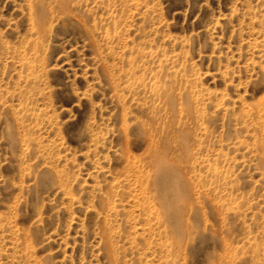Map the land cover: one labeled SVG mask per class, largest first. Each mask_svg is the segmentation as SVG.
<instances>
[{
  "label": "rangeland",
  "instance_id": "rangeland-1",
  "mask_svg": "<svg viewBox=\"0 0 264 264\" xmlns=\"http://www.w3.org/2000/svg\"><path fill=\"white\" fill-rule=\"evenodd\" d=\"M0 264H264V0H0Z\"/></svg>",
  "mask_w": 264,
  "mask_h": 264
},
{
  "label": "bare ground",
  "instance_id": "bare-ground-1",
  "mask_svg": "<svg viewBox=\"0 0 264 264\" xmlns=\"http://www.w3.org/2000/svg\"><path fill=\"white\" fill-rule=\"evenodd\" d=\"M151 135H153V132H152ZM158 164H159V163H158ZM156 165H157V163H156ZM201 182H202V181H201ZM189 185H190V184H189ZM208 185H209V184H208ZM184 186H185V185H184ZM186 186H187V185H186ZM187 188L190 190L191 185L188 186ZM188 189H186V190L188 191ZM217 189H218V187H217ZM211 190H212V189H211ZM200 191H202V190H200ZM200 191H199V192H200ZM216 191H217V190H216ZM187 193H188V192H187ZM201 193L203 194V192H201ZM163 194H164V193H163ZM185 194H186V192H185ZM188 194H189V193H188ZM202 194L200 195V193H199L198 196H203ZM183 196H184V195H182V198H181V197H180V198L186 202V200H185L186 198H185V197L183 198ZM160 197H161V196H160ZM194 198H195V197H194ZM202 198H203V197H202ZM204 198H205V195H204ZM181 199H179V202H180ZM200 199H201V198H200ZM205 199H209V198L206 197ZM187 201H188V200H187ZM194 201H195V200H194ZM209 201H210V200H209ZM159 202H160V204L162 203L164 206L167 205L166 198L163 197V196L160 198ZM179 202H178V203H179ZM178 203H177V204H178ZM181 203H182L183 205L181 204V206H179V207L177 206V207L180 208V209H183V210L185 209V210H186V209L188 208V204L191 203V202H186V203L181 202ZM162 204H161V205H162ZM172 204H173V203H172ZM212 204H213V203H212ZM169 205H170V204H169ZM194 205H195V204H194ZM192 206H193V204H192ZM177 207H176V208H177ZM194 207H195V206H194ZM197 207H198V205H197ZM168 208H169V207H168ZM180 209H179V210H180ZM168 210H170V208H169ZM185 210H184V211H185ZM187 210H188V209H187ZM192 210H193V209L191 208V211H192ZM194 210H195V208H194ZM196 211H198V210H196ZM216 211H217V210H216ZM192 212H193V211H192ZM181 213H182V211H181ZM197 216H198V215H197Z\"/></svg>",
  "mask_w": 264,
  "mask_h": 264
}]
</instances>
